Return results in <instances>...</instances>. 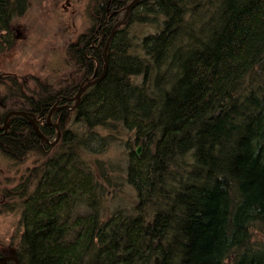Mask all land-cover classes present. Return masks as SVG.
<instances>
[{
    "label": "trees",
    "instance_id": "obj_1",
    "mask_svg": "<svg viewBox=\"0 0 264 264\" xmlns=\"http://www.w3.org/2000/svg\"><path fill=\"white\" fill-rule=\"evenodd\" d=\"M129 1H92L56 81L0 75V126L24 109L49 139L24 115L0 127L22 168L0 179L8 246L18 264H264V0H140L75 99ZM28 6L0 0V49Z\"/></svg>",
    "mask_w": 264,
    "mask_h": 264
},
{
    "label": "rangeland",
    "instance_id": "obj_2",
    "mask_svg": "<svg viewBox=\"0 0 264 264\" xmlns=\"http://www.w3.org/2000/svg\"><path fill=\"white\" fill-rule=\"evenodd\" d=\"M92 1L28 0L29 6L24 14L12 22L10 43L1 46L0 75L13 74L26 78L34 74L52 82L64 76L69 69L66 65L67 43L75 40L78 34L92 24ZM136 26L133 24L131 28ZM122 148L121 144L115 143L108 157L115 158ZM11 163L0 156V179L9 175L13 180H18L22 168L19 164ZM122 182L120 181L122 186L118 189L122 188L118 195L125 196L129 194V187ZM120 201L123 202L124 199ZM19 218V211L0 214V249L5 248L13 234L20 232L22 226ZM262 237L264 236L257 235V238Z\"/></svg>",
    "mask_w": 264,
    "mask_h": 264
},
{
    "label": "water",
    "instance_id": "obj_3",
    "mask_svg": "<svg viewBox=\"0 0 264 264\" xmlns=\"http://www.w3.org/2000/svg\"><path fill=\"white\" fill-rule=\"evenodd\" d=\"M139 1H140V0H130V1L125 5V7H124L125 12H124L123 17H122L121 19H119L118 22H116V23L112 26V28H111V30H110L111 32H110V34H109L107 40L105 41L106 44H105V46H104V54H105L104 68L102 69L101 73L98 74L97 77L95 76V73H94V74L92 75V76H93L92 78L87 79V81H85V83L81 84V85L78 87L77 93H76L75 96H74L75 99L78 100L79 96H80L81 93H82V92L88 87V85H90V84H92V83L98 81L100 78L103 77V75H104V73H105L106 66H107V65H106V61H107L106 50H107V48H108V44H109L108 40H109V38L111 37V35L113 34L115 27L118 26V24H120V23H124V22L126 21V19L129 17V15H130V13H131L133 7H135V6L139 3ZM56 107H57V104L55 103V105H53V106L50 108L49 113L47 114V117H46V120H47V121H49L50 115H51V113L53 112V110L56 109ZM12 114H19V115H22V116L24 115V116L28 119V121L33 125V127H34L35 130L37 131V134H39V136H40L42 139H44L45 141H49L48 137L45 136L44 134H42V133L40 132L39 127H38V125H37V123H36L35 117L32 116V115H30V113L27 112V111L24 110V109H23V110L12 109V110L6 112V114H5L4 118H3V124L0 126L1 128L6 129V127H7V124H6L7 118H8L10 115H12ZM55 127H57V137H56V139H55L54 141H51V144L54 143V142L57 140V138L59 137V135H60V130H59V127H58V124H57V123H56ZM140 149H141V146L138 145V146L136 147L135 151H137V153L139 154V153L141 152ZM8 258H12V259L14 260V264H17V263H18V258H17V256H14L13 254H10V255L5 256V257L2 259V261L0 262V264L4 263Z\"/></svg>",
    "mask_w": 264,
    "mask_h": 264
},
{
    "label": "flooded vegetation",
    "instance_id": "obj_4",
    "mask_svg": "<svg viewBox=\"0 0 264 264\" xmlns=\"http://www.w3.org/2000/svg\"><path fill=\"white\" fill-rule=\"evenodd\" d=\"M5 116V115H4ZM0 118H1V114H0ZM4 118V117H3ZM3 118H2V122H3ZM9 118V117H8ZM7 118V119H8ZM2 242V240H0V243ZM1 249H3V248H1ZM0 249V253H2L1 255H0V262L2 261V259L5 257V256H7V255H10V254H13L14 256H16L15 255V253H14V251L13 250H11L10 249V246H8V243H7V245H5V248L3 249V250H1ZM18 258V257H17ZM2 264H14V260L12 259V258H8L4 263H2ZM18 264V263H17Z\"/></svg>",
    "mask_w": 264,
    "mask_h": 264
},
{
    "label": "bare ground",
    "instance_id": "obj_5",
    "mask_svg": "<svg viewBox=\"0 0 264 264\" xmlns=\"http://www.w3.org/2000/svg\"><path fill=\"white\" fill-rule=\"evenodd\" d=\"M10 116H11V115H10ZM10 116H9V117H10Z\"/></svg>",
    "mask_w": 264,
    "mask_h": 264
}]
</instances>
